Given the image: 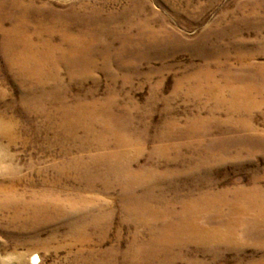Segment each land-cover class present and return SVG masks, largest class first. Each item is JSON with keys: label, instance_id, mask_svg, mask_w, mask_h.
Segmentation results:
<instances>
[{"label": "rangeland", "instance_id": "rangeland-1", "mask_svg": "<svg viewBox=\"0 0 264 264\" xmlns=\"http://www.w3.org/2000/svg\"><path fill=\"white\" fill-rule=\"evenodd\" d=\"M27 1L77 20L97 10L93 53L99 58L89 76L78 72L71 79L60 68V84L27 83L9 65L0 32V197L13 190L23 203L50 207L37 228L27 216L12 223L14 213L0 210V264H98L92 247L113 251L111 264H150L130 249L135 241L148 243L153 229L122 210L114 173L91 165L96 154L116 147L115 134L103 132L98 119L107 116L102 104L110 100V114L133 140V168L148 171V187L131 191L153 197L150 206L180 212L185 200L204 192H228L222 200L229 201L239 187L264 188V0ZM117 25L133 36L144 32L145 42L124 54L133 61L128 68L106 54L107 69L104 44L115 38L118 49L123 40ZM60 38L55 34L53 44ZM237 76L251 84L249 106L231 101V86L241 84ZM94 100L93 114L64 122L63 105ZM72 235L89 237L88 248ZM242 235L215 246L193 239L156 245L159 261L151 264H264V247Z\"/></svg>", "mask_w": 264, "mask_h": 264}, {"label": "bare ground", "instance_id": "bare-ground-1", "mask_svg": "<svg viewBox=\"0 0 264 264\" xmlns=\"http://www.w3.org/2000/svg\"><path fill=\"white\" fill-rule=\"evenodd\" d=\"M98 13L97 10H92V13L88 12L81 20H77L73 18L74 16L66 17L56 11L48 15L42 10L41 6L32 1L0 0V32H3V52L9 65L17 69L16 72L23 81L27 83L28 81L36 82L37 85L45 84V86L50 84L52 80L58 84L62 82L60 68L66 69L71 79L78 72L88 76L91 75L95 69L97 70V60L99 58L97 53L96 55L93 53L95 45L99 41L97 38L99 27L92 21L98 16ZM31 21L35 23L33 30L30 26ZM56 22L59 23V26ZM72 25L74 27L79 25L82 29L71 30ZM99 26L103 28L102 24ZM120 32V26L117 25L116 33ZM58 33L61 34V43L55 45L52 38ZM151 33L153 34V32ZM34 34L39 35L40 39L35 41L33 39ZM121 36L123 40L118 49H114L115 38L104 44L102 50L103 63L107 69L111 59H106V54H114L116 56L115 62L121 67L128 68L133 65V61L131 58H124V54L135 51L145 42V38H143L145 33L142 31L137 36H133L129 30L126 33L121 32ZM237 80V83L241 84H231V101L236 100V103L232 102L236 105L247 104L249 106L250 103H253L251 84L244 81L240 76H237ZM222 99L220 98V100ZM111 101L102 104V111L108 114L107 116L98 115V119L102 120L100 124L104 127L103 132H113L115 134L116 147L114 150H109V152L104 151L109 148L110 143L106 139L103 140V138L100 140L99 137L98 140L101 141L99 146L104 149V152L96 154L91 165L103 164L102 168L107 170V173H114L115 180L123 192V197H119L122 202V210L130 214L135 221L141 223L144 228L153 229L148 243L138 245L141 242L135 241L132 244L134 246L130 249L132 256L138 257L137 259L148 260L147 263L151 264V262L159 261L154 249L156 245H179L183 240L193 239L200 244L208 243L215 246L218 243H229L239 239L241 234L245 238L253 237L255 242L260 244L259 246L264 247V188L259 185L235 189L231 196L233 198L229 201L222 200V197H226L228 192H204L202 195L194 197L195 199L185 200L180 212L174 210L165 212L158 207H152L148 201L153 197H139L137 191L132 193L131 190H135L140 185L148 187L146 184L148 171L133 168V159L130 158L133 140L125 134L124 130H121L123 127L118 118L110 114L112 113L110 110ZM98 104L99 102L95 100L92 102H76L73 105L66 103L65 106H62L61 117L64 122L70 123L71 115L88 114V112L93 114L97 110L95 108L99 106ZM2 126L3 124L0 122V134H2ZM1 189L4 188L0 187ZM12 191L9 190L8 197H0V210L7 209L14 213L12 217L15 219L12 223L15 222L16 218L27 216L28 218L25 219L31 221L28 224L34 225L35 228L39 227L42 217H44L43 214L49 211L50 207L23 203V197H18ZM225 205L229 207L227 213L223 211ZM54 210L59 211L60 207H55ZM211 211H216V216H213L215 213L211 214ZM246 215L250 217H244ZM175 216H177V219H174ZM48 219L50 220L49 217ZM150 221L156 224L155 228H153ZM239 229L242 230L241 233ZM254 229L258 231L254 232ZM102 233L104 234V232ZM84 236H73L72 239L84 243L82 246L88 248L89 237ZM102 239L105 241V236H102ZM130 252L127 254L130 255ZM90 253L94 259H96L95 256L99 257L98 264H111L116 256L113 255L111 250H96L93 247Z\"/></svg>", "mask_w": 264, "mask_h": 264}]
</instances>
